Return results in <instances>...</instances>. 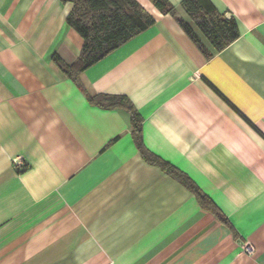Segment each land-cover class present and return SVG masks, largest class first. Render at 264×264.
I'll return each instance as SVG.
<instances>
[{"label": "crops", "instance_id": "0c3cea01", "mask_svg": "<svg viewBox=\"0 0 264 264\" xmlns=\"http://www.w3.org/2000/svg\"><path fill=\"white\" fill-rule=\"evenodd\" d=\"M136 1L155 24L78 83L73 4L0 0V264H264V0H209L240 33L221 51L184 0Z\"/></svg>", "mask_w": 264, "mask_h": 264}, {"label": "trees", "instance_id": "16d2710c", "mask_svg": "<svg viewBox=\"0 0 264 264\" xmlns=\"http://www.w3.org/2000/svg\"><path fill=\"white\" fill-rule=\"evenodd\" d=\"M61 2L73 4L67 23L81 36L83 46L75 64L69 66L59 57L56 58V63L66 76L78 83L80 75L86 69L155 24L154 17L136 0H61ZM155 5L164 13H172L174 10V7L167 5L165 0H157ZM182 6L217 51L225 49L240 36L235 19L221 14L209 0H184ZM180 22L191 38L200 44L191 26L183 20ZM91 100L95 101L94 98ZM97 100L107 107L126 108L131 113L133 133L144 157L149 162L163 167L196 192L199 198L201 197L184 175L178 174L144 150L139 140L142 118L128 97L105 94L99 95Z\"/></svg>", "mask_w": 264, "mask_h": 264}, {"label": "built area", "instance_id": "2783aa9c", "mask_svg": "<svg viewBox=\"0 0 264 264\" xmlns=\"http://www.w3.org/2000/svg\"><path fill=\"white\" fill-rule=\"evenodd\" d=\"M14 163L17 166H22V158L21 157H17L16 159H14Z\"/></svg>", "mask_w": 264, "mask_h": 264}]
</instances>
